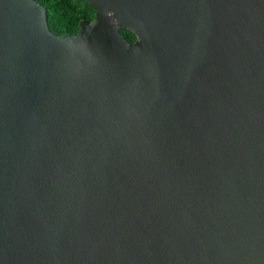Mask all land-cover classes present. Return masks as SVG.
I'll list each match as a JSON object with an SVG mask.
<instances>
[{"label": "water", "instance_id": "95a60500", "mask_svg": "<svg viewBox=\"0 0 264 264\" xmlns=\"http://www.w3.org/2000/svg\"><path fill=\"white\" fill-rule=\"evenodd\" d=\"M85 1L0 0V264H264V0Z\"/></svg>", "mask_w": 264, "mask_h": 264}, {"label": "trees", "instance_id": "16d2710c", "mask_svg": "<svg viewBox=\"0 0 264 264\" xmlns=\"http://www.w3.org/2000/svg\"><path fill=\"white\" fill-rule=\"evenodd\" d=\"M47 7L48 23L52 32L57 34H77L83 19L92 21L95 15L94 7L85 0H37ZM120 32L134 42L136 36L128 29Z\"/></svg>", "mask_w": 264, "mask_h": 264}]
</instances>
